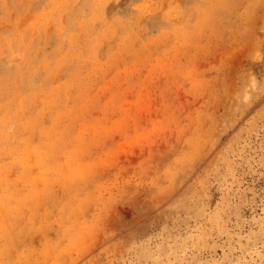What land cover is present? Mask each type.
Masks as SVG:
<instances>
[{"label": "rangeland", "instance_id": "obj_1", "mask_svg": "<svg viewBox=\"0 0 264 264\" xmlns=\"http://www.w3.org/2000/svg\"><path fill=\"white\" fill-rule=\"evenodd\" d=\"M262 40L264 0H0V264H264Z\"/></svg>", "mask_w": 264, "mask_h": 264}, {"label": "snow or ice", "instance_id": "obj_2", "mask_svg": "<svg viewBox=\"0 0 264 264\" xmlns=\"http://www.w3.org/2000/svg\"><path fill=\"white\" fill-rule=\"evenodd\" d=\"M37 10H39V4H37ZM261 50L264 52V40L261 41ZM262 160H264V155H262Z\"/></svg>", "mask_w": 264, "mask_h": 264}, {"label": "bare ground", "instance_id": "obj_3", "mask_svg": "<svg viewBox=\"0 0 264 264\" xmlns=\"http://www.w3.org/2000/svg\"><path fill=\"white\" fill-rule=\"evenodd\" d=\"M253 43V42H252ZM2 143V142H1ZM2 147V146H1ZM52 147V146H51ZM39 157V156H38ZM51 162H49L50 164ZM26 166V165H25ZM4 167V166H3ZM29 172V171H28ZM70 180V179H69ZM60 185V184H59ZM48 186V185H47ZM51 187V186H50ZM45 188V187H44ZM45 192V191H44ZM59 192V191H58ZM29 196V195H28ZM10 203V202H9ZM31 203V202H30ZM26 210V209H25ZM18 226V225H17ZM4 230V229H3ZM42 236V235H41ZM66 236V235H65ZM12 248V247H11ZM13 251V250H12ZM13 258V257H12ZM28 261V260H27Z\"/></svg>", "mask_w": 264, "mask_h": 264}]
</instances>
